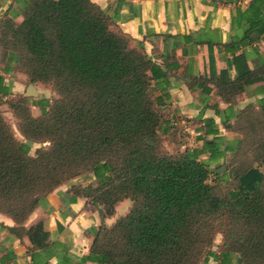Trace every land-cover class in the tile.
Segmentation results:
<instances>
[{
	"label": "trees",
	"instance_id": "obj_1",
	"mask_svg": "<svg viewBox=\"0 0 264 264\" xmlns=\"http://www.w3.org/2000/svg\"><path fill=\"white\" fill-rule=\"evenodd\" d=\"M12 2L21 20L0 17L3 71L18 72L31 85L50 86L56 98L34 102L36 117L22 97L7 103L23 143L12 137L0 112V214L21 232L33 210L66 183L72 197L85 198L104 218L114 216L118 203L129 202L110 226L92 231L83 260L206 264L211 257L219 264H264V57L250 39L253 33L264 34V0L235 10L231 29L237 34L222 46L232 56L226 68L216 73L209 53L208 78L192 79L206 94L211 86L228 106L259 82L260 99L237 111L232 123L215 111L221 128L236 138L218 136L213 120L204 119L199 145L173 154L163 145L179 147L182 129L160 106L169 98V73L178 68L174 51L156 63L142 43L114 30L90 0ZM166 40L205 44L208 51L220 45L197 34ZM0 94L6 91L0 88ZM32 144L47 146L30 155ZM219 161L225 169L221 174L209 169ZM229 176L236 181L234 190L217 196L211 180ZM43 228L39 221L23 231L32 248L52 244ZM216 235L220 243L214 254Z\"/></svg>",
	"mask_w": 264,
	"mask_h": 264
},
{
	"label": "crops",
	"instance_id": "obj_2",
	"mask_svg": "<svg viewBox=\"0 0 264 264\" xmlns=\"http://www.w3.org/2000/svg\"><path fill=\"white\" fill-rule=\"evenodd\" d=\"M111 20V27L120 31L127 38L142 43L144 52L156 63H160L162 54L174 51L178 65L169 73L170 86L167 91L168 100L160 106L168 114L169 122L176 123L182 129V141L178 150L192 149L199 144L196 137L202 132L200 121L212 119L218 128V136L232 140L236 136L226 133L220 126L217 110L223 119L233 115L248 103L255 104L260 99L261 83H255L246 94L238 95L233 104L222 103L207 85L206 94L192 79L202 76L208 78V55L213 60L215 72L227 66L232 56L223 51L229 37L237 34L231 29V21L235 10L244 11L250 0H90ZM12 15L13 21L19 23L21 17L12 0H0V17ZM197 34L199 40L207 38L219 40V46L208 47L205 44L192 46L178 41H163L164 36ZM251 47L257 55L264 57V34L253 33L250 37ZM177 44L173 47L172 44ZM249 54V47L244 49ZM238 50L235 55L241 53ZM253 60V59H252ZM251 68V61L247 62ZM232 78L233 70L229 71ZM0 88L6 91L0 100L21 95L25 77L16 72L5 73L0 63ZM193 86V89H189ZM257 91V92H256ZM46 99V98H45ZM36 117L37 115H33ZM212 136H207V139ZM228 154H226V159ZM221 161L210 164L209 169L218 174L223 171ZM92 181L88 182L91 183ZM71 184H75V181ZM84 188V183H80ZM70 184L62 183L45 197V204L36 207L23 225V231L41 221L43 229L48 233L51 245L45 250L32 248L23 231L16 230L14 223L0 214V264H95L83 260L89 253L92 231L101 225L110 226L115 218L126 213L129 202L122 201L115 206L114 216L104 218L100 208L90 205L85 198L72 197ZM11 229V230H10ZM15 229V230H14ZM220 241L215 243L211 252L216 254ZM206 264H219L214 258L208 257ZM230 264H238L232 260Z\"/></svg>",
	"mask_w": 264,
	"mask_h": 264
},
{
	"label": "rangeland",
	"instance_id": "obj_3",
	"mask_svg": "<svg viewBox=\"0 0 264 264\" xmlns=\"http://www.w3.org/2000/svg\"><path fill=\"white\" fill-rule=\"evenodd\" d=\"M18 73V72H16ZM20 74V73H18ZM25 77V76H24ZM28 84L25 78V83H24V87L23 90L25 89V87H27ZM33 88V94L32 96H25L24 92H22V94L19 95H14L13 98H7L4 101L0 100V112L2 115V118L4 120V122L7 124V126L9 127L10 133L12 135V137L18 141L23 143L24 139L20 136V134L18 133L17 129H16V124H17V120L14 118V116L12 115L10 109L7 106V103L13 100L18 99L19 97H22L26 100V103L28 104L29 110L33 115H39V110L38 108H36L35 106H33L34 102H38L41 99L47 100L48 102H51L52 100H54L56 98L55 93L51 90L50 86L48 85H41V84H35V85H31ZM46 98V99H45ZM46 144H32L31 148H30V155H33L34 153L38 152L40 149L46 147ZM162 148V146H161ZM165 152L173 154L176 151H178V147H175V144H165L163 145L162 148ZM227 162H229L231 159L230 155H227ZM256 164H254L253 166H255ZM261 171H263V168H260ZM225 170L222 172L224 173ZM84 183V187H88L86 185H88V182H82ZM210 184L214 187V192L217 196H223L226 195L228 192L234 190L235 186H236V181L234 179H232L230 176L224 181H216V180H211ZM218 241H220V235H216L214 238V242L213 245H215V243H218Z\"/></svg>",
	"mask_w": 264,
	"mask_h": 264
},
{
	"label": "water",
	"instance_id": "obj_4",
	"mask_svg": "<svg viewBox=\"0 0 264 264\" xmlns=\"http://www.w3.org/2000/svg\"><path fill=\"white\" fill-rule=\"evenodd\" d=\"M24 95L27 96V97L34 95V94H33V88H32L31 85H28V86L26 87ZM221 170L223 171L224 168H221ZM100 212H101V210H100Z\"/></svg>",
	"mask_w": 264,
	"mask_h": 264
}]
</instances>
